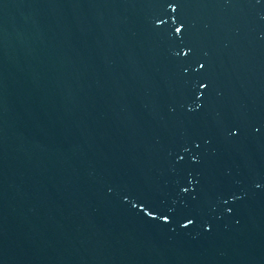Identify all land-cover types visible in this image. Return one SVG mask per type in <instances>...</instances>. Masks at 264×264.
Instances as JSON below:
<instances>
[{
    "label": "water",
    "instance_id": "obj_1",
    "mask_svg": "<svg viewBox=\"0 0 264 264\" xmlns=\"http://www.w3.org/2000/svg\"><path fill=\"white\" fill-rule=\"evenodd\" d=\"M0 264H264V0H0Z\"/></svg>",
    "mask_w": 264,
    "mask_h": 264
}]
</instances>
